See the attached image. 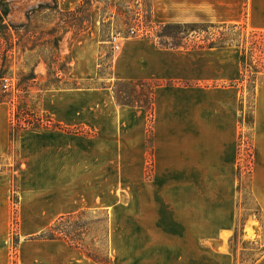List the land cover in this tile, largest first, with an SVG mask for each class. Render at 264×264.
<instances>
[{
  "label": "crops",
  "instance_id": "1",
  "mask_svg": "<svg viewBox=\"0 0 264 264\" xmlns=\"http://www.w3.org/2000/svg\"><path fill=\"white\" fill-rule=\"evenodd\" d=\"M82 1L62 0L67 10ZM148 1L158 26L240 25L264 33V0ZM100 44L94 26L72 46L73 80L98 78ZM242 55L238 47L168 48L154 36L124 40L112 57L111 86L44 96L46 114L66 128L81 127L80 136L25 130L14 145L11 109L0 103V160L7 163L0 172V264H97L45 235L74 215L72 186L102 210L103 195L118 196L119 182L128 200L125 215L110 212L112 263H238L231 244L239 220ZM119 84L148 85L149 105L121 102ZM252 134L251 192L264 220V73L255 87ZM103 182L113 184L111 194ZM251 264H264V252Z\"/></svg>",
  "mask_w": 264,
  "mask_h": 264
},
{
  "label": "rangeland",
  "instance_id": "2",
  "mask_svg": "<svg viewBox=\"0 0 264 264\" xmlns=\"http://www.w3.org/2000/svg\"><path fill=\"white\" fill-rule=\"evenodd\" d=\"M208 25L164 29L152 21L148 0H83L71 10L66 9L62 0H0V81L8 78L15 84L14 91L0 90V103H6L11 109L12 129L13 124L16 127L19 123L24 126L35 122L36 116L40 119L47 116L44 96L48 91L111 86L112 57L116 54L112 49V37L119 36L122 44L131 38L132 29L139 34L137 38L154 36L162 46L168 48H240L246 57L243 66L246 97L241 117L239 220L231 248L238 260L236 264H251L264 252V220L251 192L254 93L256 82L264 73L261 64L264 42L259 39L258 33L247 30L245 26ZM94 26L99 30L102 48L99 76L93 81H75L70 75L71 48ZM116 90L121 102L149 105L151 88L148 85L119 84ZM71 113L73 116L76 114ZM66 129L69 130L66 133L72 135L85 134L81 127ZM6 165V161L0 160V172L6 169ZM151 167L150 163L147 177L151 175ZM103 183L104 192L107 190L111 194L113 184ZM121 184H118V196L103 195L102 210L93 209L97 206L94 197L88 198L81 194L83 190L80 186H72V214H83L56 224L57 233L77 231L81 244L89 254L104 264H114L111 261L110 212L115 208L119 218L126 211L128 192ZM15 191L12 201L16 206L18 196ZM84 207L92 209L86 210ZM16 212L14 207V223ZM253 227L256 228L252 230Z\"/></svg>",
  "mask_w": 264,
  "mask_h": 264
},
{
  "label": "trees",
  "instance_id": "3",
  "mask_svg": "<svg viewBox=\"0 0 264 264\" xmlns=\"http://www.w3.org/2000/svg\"><path fill=\"white\" fill-rule=\"evenodd\" d=\"M5 15L7 16V13H5ZM197 26H200V25H166V26H163V28L164 29L190 28V27L193 28V27H197ZM208 26H216V25L209 24ZM221 26H226V25H221ZM175 48H179V47H175ZM210 48H216V47L211 46ZM241 61H242V65L244 66L245 61H246V57L244 54L242 55ZM46 115H47L46 117H41V119L36 116L35 122H32L33 124L29 123V124L23 126L19 123L17 127L13 124V127H12L11 132H10V137H11L12 143L15 145L18 141L20 133L22 131H25V130H42V131L43 130H60V131L69 132V130H67L66 128H64L60 124H57L53 120V118H51L50 115H48V114H46ZM15 118H16V116H15ZM80 214L82 215L83 213H80ZM80 214H75V215H72V216H69L66 218H62L59 223L66 221V220H71V219L77 218V216H79ZM57 226L50 229L48 231V233L45 235V237H49L52 239H56V238L63 239L66 242H68L72 248L81 249L87 255L88 258L92 259L97 264H104L103 261H98L89 254L88 250L81 244V240H80L78 234L76 233L77 231L66 230V231L57 233V231H56Z\"/></svg>",
  "mask_w": 264,
  "mask_h": 264
},
{
  "label": "built area",
  "instance_id": "4",
  "mask_svg": "<svg viewBox=\"0 0 264 264\" xmlns=\"http://www.w3.org/2000/svg\"><path fill=\"white\" fill-rule=\"evenodd\" d=\"M138 35L139 34L137 33V31L135 29L131 30V32H130L131 38H137ZM259 35H260L259 39H261L264 42V34H259ZM120 41H121V39L119 36L118 37L117 36L112 37L111 44H112V49H113L114 53H118L120 51V49H121ZM261 61H262L261 62L262 66H264V55H263V58L261 59ZM0 90L5 91V92L14 91L15 90V84L11 79H8V78L1 79Z\"/></svg>",
  "mask_w": 264,
  "mask_h": 264
}]
</instances>
